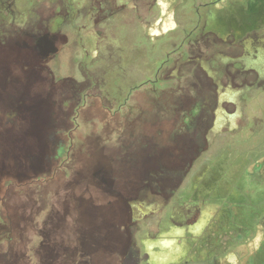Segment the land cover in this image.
<instances>
[{
  "label": "rangeland",
  "instance_id": "rangeland-1",
  "mask_svg": "<svg viewBox=\"0 0 264 264\" xmlns=\"http://www.w3.org/2000/svg\"><path fill=\"white\" fill-rule=\"evenodd\" d=\"M0 72V264H264V0H0Z\"/></svg>",
  "mask_w": 264,
  "mask_h": 264
},
{
  "label": "flooded vegetation",
  "instance_id": "flooded-vegetation-1",
  "mask_svg": "<svg viewBox=\"0 0 264 264\" xmlns=\"http://www.w3.org/2000/svg\"><path fill=\"white\" fill-rule=\"evenodd\" d=\"M168 25H165L167 27ZM34 48L39 53L41 52V55L43 57H47L49 54V51L51 50V47L43 43V40L40 39L38 41V44L34 42ZM1 73V72H0ZM30 77H32V81L34 79L33 72H31ZM8 82V81H7ZM33 83V82H32ZM4 88V87H3ZM9 88H7L8 90ZM14 93L11 91H6L5 89H2L0 86V104L3 105L4 112H7L9 115L13 116L14 118L18 119L20 118L19 114L22 112V114L27 113L26 117L23 119L26 126H28L27 131L25 130L24 134L26 132H29L28 130L31 129V132H33V126L34 128L39 127L40 128V135H37L38 137L43 138V140H48L49 132L53 127V120L50 112V108L47 105L48 102L45 100H41L40 95L38 94V90H35L33 87L32 89L26 90L25 88H19L14 87ZM37 92V93H36ZM24 93L26 97L24 96ZM2 94V95H1ZM23 109V110H22ZM22 110V111H21ZM199 112H194L192 115V119L198 117ZM232 118L229 117V123L233 122ZM205 120L200 121V128H202L201 132L203 134H206L207 132H210L211 125L204 127ZM204 127V128H203ZM221 129V125H219L217 128H213L212 131H218ZM193 138L189 139L187 143V149L185 150L186 155L192 157L191 162L195 160V156H193ZM189 148V149H188ZM200 152V151H199ZM188 163V167L191 168L192 163ZM164 169L160 166H154L152 168L151 174H153L151 179H149V183L151 186H147L146 190L148 192L142 191L138 192L134 195H132L131 199L133 200H141V199H151L156 200L159 198V196H162V189L166 188L167 186L172 187H179L185 175L187 174L186 171L181 172L178 168V165L176 162L170 161L169 167L163 166ZM168 169V171H165ZM173 191L171 192V194Z\"/></svg>",
  "mask_w": 264,
  "mask_h": 264
}]
</instances>
